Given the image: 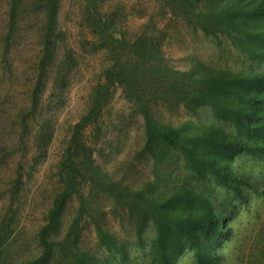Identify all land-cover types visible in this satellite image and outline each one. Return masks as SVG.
Returning a JSON list of instances; mask_svg holds the SVG:
<instances>
[{
    "label": "trees",
    "instance_id": "obj_1",
    "mask_svg": "<svg viewBox=\"0 0 264 264\" xmlns=\"http://www.w3.org/2000/svg\"><path fill=\"white\" fill-rule=\"evenodd\" d=\"M60 1L4 0L8 31L23 13L37 15L39 51L26 118L12 144L23 158L0 218V264H11L18 197L53 137L56 115L44 113L42 96L48 109L64 104L77 65L74 51L60 48ZM79 13L90 35L85 51L103 53L105 65L55 164L50 203L36 232L40 251L22 264H180L185 256L191 264H222L238 210L249 211L252 199L264 201V0H133L129 7L79 0ZM135 15L145 20L131 34L127 22ZM167 19L209 37L216 61L190 53L178 67L165 52L174 36ZM118 89L141 117L143 138L122 170H110L97 160L103 156L97 144ZM181 107L188 116L173 121ZM136 160L149 165L141 181L130 171ZM246 160L253 164L243 170ZM108 216L120 223L124 240L108 228ZM84 229L92 230L97 251L83 246Z\"/></svg>",
    "mask_w": 264,
    "mask_h": 264
},
{
    "label": "rangeland",
    "instance_id": "obj_2",
    "mask_svg": "<svg viewBox=\"0 0 264 264\" xmlns=\"http://www.w3.org/2000/svg\"><path fill=\"white\" fill-rule=\"evenodd\" d=\"M110 1L124 3L127 7L133 4V0ZM36 17L35 14L25 12L23 19L18 20V29L15 27L12 31H8L5 2L0 0V218L11 200V182L15 176L16 166L23 158L21 149L12 150V144L18 142L20 120L26 118L23 110L30 104V92L35 82L34 61L39 51ZM144 20L136 15L131 16L127 22L129 32L134 34L138 31ZM58 22L61 30L64 31L60 48L62 50L67 46L72 49L77 65L71 71V83L64 92V104L59 106L53 104L52 108L48 109L45 107L46 93L41 99L44 113L56 115L53 122V137L47 147L45 159L37 165L30 179L25 180L18 197L20 202L17 227L10 238L11 264H22L38 255L40 251L36 232L44 223L46 208L50 203L55 164L72 124L84 112L88 94L99 70L105 65L103 53L85 51L84 40H89L90 35L80 23L79 0L60 1ZM166 28L174 36L167 39L165 52L178 67L184 66L187 62L185 56L190 53H196L200 59L209 64L216 61L214 42L200 31L194 32L176 19H167ZM223 49L224 52H228L225 46ZM238 59L237 57L235 60ZM187 116L182 107L177 108L172 120H182ZM26 121L30 127L35 122L30 117ZM31 132L32 129L26 133V136L24 135L25 139H30ZM142 138L141 117L121 97L120 90H116L106 107L102 137L97 144L102 147L103 156H97V160L110 170L112 168L122 170L124 164L131 160L141 147ZM29 156L30 154L27 155V160ZM134 164V168L130 171L134 172L132 174L136 175L133 176L136 180L141 181L150 174L148 162L142 160L140 163L136 160ZM251 164H253L252 160H246L242 162L241 168L248 170ZM230 225L233 235L221 249L222 264H264L262 198L252 199L249 211L240 208ZM108 228L120 240L126 238L124 229L114 217L108 216ZM82 233L85 249L97 251L92 230L84 229ZM138 253L134 252V255ZM137 261L141 262V258L137 257ZM180 264H191L190 257H183Z\"/></svg>",
    "mask_w": 264,
    "mask_h": 264
}]
</instances>
